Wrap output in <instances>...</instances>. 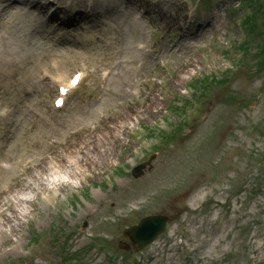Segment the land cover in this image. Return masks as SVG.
I'll use <instances>...</instances> for the list:
<instances>
[{
    "label": "rangeland",
    "instance_id": "374dc122",
    "mask_svg": "<svg viewBox=\"0 0 264 264\" xmlns=\"http://www.w3.org/2000/svg\"><path fill=\"white\" fill-rule=\"evenodd\" d=\"M71 1L62 29L0 0V264H264V0ZM83 151L102 162L70 178ZM157 213L166 232L119 248Z\"/></svg>",
    "mask_w": 264,
    "mask_h": 264
},
{
    "label": "water",
    "instance_id": "95a60500",
    "mask_svg": "<svg viewBox=\"0 0 264 264\" xmlns=\"http://www.w3.org/2000/svg\"><path fill=\"white\" fill-rule=\"evenodd\" d=\"M156 154H151L147 160L136 165L132 169V175L136 178L143 176L152 170V160ZM169 216L163 214L149 215L143 217L137 224L131 225L122 232L125 241H121L119 246L128 249L132 245L136 251L142 250L151 243L158 234L165 231Z\"/></svg>",
    "mask_w": 264,
    "mask_h": 264
},
{
    "label": "bare ground",
    "instance_id": "6f19581e",
    "mask_svg": "<svg viewBox=\"0 0 264 264\" xmlns=\"http://www.w3.org/2000/svg\"><path fill=\"white\" fill-rule=\"evenodd\" d=\"M129 2H130V0H129ZM182 36V35H181ZM67 83H69V81L67 82ZM101 151H104V149L103 150H101ZM85 154H87L88 155V158L87 159H84V155ZM63 158L64 159H68V156H63ZM100 157H97V156H94V154H93V152H89V151H83V154H81V157H78V156H75V158H73L71 161H72V166L74 167V171H72V170H70V172H69V169H67V174H68V176L70 177V178H72L76 173H78L77 172V169L79 170V171H81V169L79 168V167H81V166H88V165H91V163H93V162H96V161H98V162H102L100 159H99ZM48 163H49V167H48V169H46L47 171H49L50 172V177H57V176H61L63 173V166L61 167V166H59V165H57L55 162H53V161H51V160H49L48 161ZM52 163V164H51ZM39 179V178H41V175H40V173L38 172V170H36L35 171V174H34V179ZM62 178V180H51L50 179V181H49V183H50V187L48 188V189H50V190H60L61 188H63V185H64V181H65V177L64 176H62L61 177ZM56 181H58L57 183H56ZM67 183H69L68 181H66ZM35 184V183H34ZM27 185H30L29 183H27ZM40 186V185H39ZM40 187H42V189H45L47 186L44 184L43 186H40ZM20 197L19 196H17L16 195V201H19L20 202ZM194 208H196V203L194 204Z\"/></svg>",
    "mask_w": 264,
    "mask_h": 264
},
{
    "label": "trees",
    "instance_id": "16d2710c",
    "mask_svg": "<svg viewBox=\"0 0 264 264\" xmlns=\"http://www.w3.org/2000/svg\"><path fill=\"white\" fill-rule=\"evenodd\" d=\"M255 10H257V14H259V12H260V10H262V6L261 5H258L257 6V8L255 9ZM255 23L257 24V27H259L260 25L257 23V21L255 20ZM256 28H254V30H255ZM257 32H258V30H257ZM262 49H263V51H264V40H262V43H261V46H260Z\"/></svg>",
    "mask_w": 264,
    "mask_h": 264
}]
</instances>
